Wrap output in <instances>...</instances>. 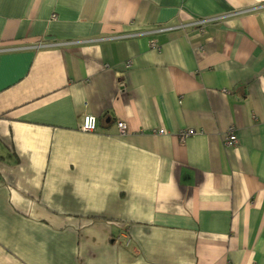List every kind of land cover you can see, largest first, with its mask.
I'll return each instance as SVG.
<instances>
[{
  "label": "crops",
  "instance_id": "1",
  "mask_svg": "<svg viewBox=\"0 0 264 264\" xmlns=\"http://www.w3.org/2000/svg\"><path fill=\"white\" fill-rule=\"evenodd\" d=\"M0 264H264V0H0Z\"/></svg>",
  "mask_w": 264,
  "mask_h": 264
},
{
  "label": "built area",
  "instance_id": "2",
  "mask_svg": "<svg viewBox=\"0 0 264 264\" xmlns=\"http://www.w3.org/2000/svg\"><path fill=\"white\" fill-rule=\"evenodd\" d=\"M118 128L119 131L121 132V135H126L128 132L127 129V125L123 122H119L118 123ZM98 129V127L96 126V121L94 117L91 116H87L85 118V130L88 131V133H93L96 132ZM160 134H166V131L160 130L159 131ZM198 134V131L195 129H188V130H182L178 133V137L184 141L185 139H187L188 137L194 136ZM238 144V137H237V133L235 131L234 127H230L229 131H228V135L225 141V145L227 147H236Z\"/></svg>",
  "mask_w": 264,
  "mask_h": 264
},
{
  "label": "bare ground",
  "instance_id": "3",
  "mask_svg": "<svg viewBox=\"0 0 264 264\" xmlns=\"http://www.w3.org/2000/svg\"><path fill=\"white\" fill-rule=\"evenodd\" d=\"M247 11H249V10L238 11L236 14H243V13H246ZM57 19H58V15H57V14H54V15L52 16V20L55 21V20H57ZM214 21H215V19H204V18H202V19L195 20V22L192 23V25H193L194 27H197V28L203 30V27H204L206 24L213 23ZM184 26H188V25H184ZM184 26H182V27L179 26V29H180V28H184ZM166 28H168V27L157 29V32H163V31L167 30ZM44 45H45V47H47V46H53V45H59V46H62V45H64V43H63V44H62V43H56V44H50V43L45 44V43H41V44L39 45V47L42 48V46H44ZM128 66H129V65H128ZM87 116L94 117V118H95V121H96V126L98 127V118H97L96 116H94V115L88 114V115L84 116L83 121H82V124H81V126H80V131L83 132V133H88V131L85 130V118H86ZM127 129H128V127H127ZM93 133H94V132H93ZM120 134H121V132H120Z\"/></svg>",
  "mask_w": 264,
  "mask_h": 264
}]
</instances>
